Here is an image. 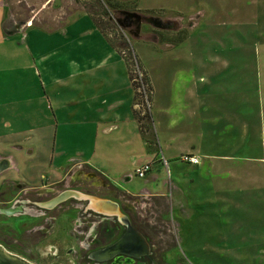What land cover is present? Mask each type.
I'll return each instance as SVG.
<instances>
[{
    "label": "crops",
    "instance_id": "1",
    "mask_svg": "<svg viewBox=\"0 0 264 264\" xmlns=\"http://www.w3.org/2000/svg\"><path fill=\"white\" fill-rule=\"evenodd\" d=\"M254 4L255 25L262 26L264 0ZM229 10L242 15L245 7ZM170 12L175 13H165V20L161 14L157 16L161 22L157 28L168 36L164 43L181 45L189 38L172 40L187 27H176L178 12ZM94 15L74 0H0V74L5 77L13 70L19 82L18 87L0 89V183L30 185L38 177L44 178L46 172L50 176L54 169L62 171L65 165L77 163L89 182L99 176L102 183L128 194L166 199L172 194L178 202L183 197L190 201L197 189L219 187L222 179L214 182L212 175L221 177L229 162L237 158L249 163L247 169L254 170L253 164L263 163L264 142L258 143L257 138L262 136L261 118L257 114L253 118L247 110L252 102L250 90L254 87L259 91L258 100L264 91L262 40L258 42L260 51L254 54L218 55L217 60L222 61L219 67L214 66V57L207 51L164 53L173 56L175 62L188 59L191 64L159 69L156 103L151 84L154 118L139 120L142 104L135 100L137 90L128 65L97 27ZM249 58H253L257 71L246 79ZM26 71L28 79L22 74ZM55 83L69 87L68 92H55ZM24 89L28 92L25 99H40L43 108L44 96L52 95L53 106L45 108L56 129L58 122L67 125L72 119H80L81 145L75 147L73 156L55 164L49 153L37 152L38 141H48L52 123L49 125L46 118L34 120L15 106L23 97L16 91L26 92ZM160 154L168 161L171 185L166 176L158 182L165 170L157 160ZM185 155L196 157L197 163L183 161ZM150 161L151 169L139 190L131 191L127 184L135 170ZM246 181L248 185L252 182L250 177Z\"/></svg>",
    "mask_w": 264,
    "mask_h": 264
},
{
    "label": "rangeland",
    "instance_id": "2",
    "mask_svg": "<svg viewBox=\"0 0 264 264\" xmlns=\"http://www.w3.org/2000/svg\"><path fill=\"white\" fill-rule=\"evenodd\" d=\"M74 1L95 13L94 19L110 35V39L115 42H122L123 51L121 52L130 59L128 68L130 74H132L131 76L135 77V71L138 69L143 74L142 82L149 100L148 108L144 107L142 110H147V116L145 117L143 113L140 114L144 119H151V116H153V110L151 111L152 87L154 102L156 103L159 98V69L190 66L191 64L188 59L184 60L183 63L180 61L175 62L173 56H164V53L181 51L187 55L190 51H207L214 57V66L219 67L222 61L217 60L218 55L220 57L224 55L235 57L241 52L254 54L260 51L258 42L262 40L264 43V25H255V0ZM163 7L166 8L167 12L161 9ZM231 7L237 9L245 7V12L238 15L237 12L229 10ZM170 9L178 12L176 13L178 14L176 20L178 18L179 20H175V26L179 27V24H182L187 27V30L178 35L175 40L171 39L175 42L181 36L188 37L189 39L181 45L164 43L168 40V36L162 34L157 25L151 23L152 20H159L157 16H162V19L165 20V13L168 15L175 13L170 12ZM126 14L136 16L131 23L128 22L127 27H125L126 23L124 22ZM261 14L263 16L264 12H261ZM259 22H261L260 19ZM169 28L174 29L172 26L166 27V29ZM130 29L134 30V33L129 31ZM262 35L263 37L260 38L259 36ZM192 38L203 40L204 43L194 41ZM249 59L246 60L248 71L246 79H249L251 75L254 76L257 71L253 64V58ZM233 62L237 63L238 61L234 60ZM22 74L27 79L30 77L28 71ZM53 85L49 86L52 87ZM3 86L5 88L19 86L13 70L8 71L5 77L4 74H0L1 90ZM65 87L57 83L53 86L55 92L66 93L69 87L66 89ZM24 90L26 92L16 91L17 96L21 95L23 97L18 100L19 103L15 106L21 109L24 114L32 116L34 120L43 121V118H46L45 120H48L49 125L52 123L50 125L52 130L47 131L48 141L46 142L45 139L43 142L38 141L36 144L37 152L43 155L49 153L50 157L55 158V164L62 162L64 158L73 156L75 147L78 144L81 145V125L78 122L80 119H72L71 123L67 125L58 122L56 129L55 124L53 125L51 121L52 119H48V109L45 108L50 105L53 106L52 95L47 93L44 96L43 108L40 99H33V101L25 99L28 92L27 89ZM257 93L259 91H256L254 87L250 90L252 102L251 105L247 106V110L253 118H256V114L260 115L262 136L257 138L258 143H263L264 91L260 100H258ZM137 98L138 102L143 105L141 93ZM61 99L58 98V100ZM75 122L77 123L75 124ZM53 137L56 143L54 146H52ZM33 139L36 141L34 135ZM58 143H61L63 148H60ZM262 162L253 164L254 170L247 169L246 165H249V163L242 159L237 158L235 161L229 162L226 173H223L221 177L212 175L214 182L218 178L222 179L221 185L219 187L215 185L209 189H197L190 201H186V198L183 197V200L178 199L177 202L176 197L172 194L169 195V199L142 194L132 195L120 188H118L119 191L115 195H108L106 194L107 190L103 189L105 184L102 183L101 178L97 176L95 181L89 182L90 179L82 173L84 169L81 168V164L77 163L65 165L62 167V171L54 169L55 171H51L50 176L46 172L45 177H41L40 180L38 177V181H35L36 184L34 185L43 189L47 183L53 180L73 179L74 176L78 175L74 179H81L82 190H88L86 193L81 191V196H85L84 198L88 197L92 201L101 197L103 199L117 198L119 202L120 200L128 201V205H125L128 206L130 211L133 210L136 219L138 221L143 219L147 222L148 227L154 229L149 237L155 246L161 248L163 258L171 264H264V160ZM76 173L77 175H75ZM162 176L167 177L166 170L161 174L158 182H160ZM248 176L252 180L250 185L246 184ZM130 181V184H127L128 188L137 192L144 178L133 175ZM167 181L171 185L170 177H167ZM91 185L96 187H90ZM98 185H102V187H98ZM92 201H89L87 205ZM189 209H192V214H190ZM25 221L26 225L20 228L16 226L14 219L9 220L0 216V241L8 245L13 250L12 252H19L14 245L17 237L31 241L32 235L29 234L31 227L41 224V220L36 219L26 218ZM56 228H61V222ZM70 228L71 226L68 225L65 230ZM70 236L72 237V235ZM56 237L58 236L40 237L41 242L34 246L37 249L34 252H38L37 260H34L36 264H74L73 250H67V247H64L65 249L60 254L59 250L57 251L52 246ZM71 244L72 242H70ZM30 252L25 248V251L19 253L28 254ZM57 254L63 256L65 261L63 262L62 257Z\"/></svg>",
    "mask_w": 264,
    "mask_h": 264
},
{
    "label": "flooded vegetation",
    "instance_id": "3",
    "mask_svg": "<svg viewBox=\"0 0 264 264\" xmlns=\"http://www.w3.org/2000/svg\"><path fill=\"white\" fill-rule=\"evenodd\" d=\"M133 18L136 16L126 14L125 27ZM151 23L155 26L161 24L157 19ZM129 31L134 33L132 29ZM77 177L78 175L74 176ZM74 178H61L55 181L52 179L53 181L47 183L43 189L35 186L36 183L30 185L20 181L0 183V216L9 220L14 219L16 226L20 228L26 225V218L41 220V224L32 226L29 231L32 235L31 241L22 237H17L14 241L19 252L25 251V248L31 252L23 254L14 251L16 254L36 264L34 260H37L38 252H34L37 251L34 246L41 242L40 237L58 236L54 238L52 246L59 250L60 254L64 247L73 250L74 264H171L163 258L161 248L155 246L149 237L154 229L148 227L143 219L140 221L136 219L133 210L130 211L127 206L128 201L119 202L117 198L102 197L92 201L88 197L84 198L81 191L86 193L88 190H82L81 179ZM103 189L111 196L119 191L115 186L108 184H105ZM89 201L92 203L87 205ZM60 222L61 228H56ZM68 225L71 228L65 230ZM130 230H135L141 235L147 244L145 248L141 243V246L137 245L136 248L127 245L105 250ZM0 243L13 251L8 245L1 241ZM60 254L57 255L63 260Z\"/></svg>",
    "mask_w": 264,
    "mask_h": 264
},
{
    "label": "water",
    "instance_id": "4",
    "mask_svg": "<svg viewBox=\"0 0 264 264\" xmlns=\"http://www.w3.org/2000/svg\"><path fill=\"white\" fill-rule=\"evenodd\" d=\"M9 213V211H7ZM143 243L144 247L147 246L141 235L135 230H130L123 237H121L115 244L108 246L105 250H111L121 246H135ZM0 264H34L24 257L8 250L4 245L0 243Z\"/></svg>",
    "mask_w": 264,
    "mask_h": 264
},
{
    "label": "built area",
    "instance_id": "5",
    "mask_svg": "<svg viewBox=\"0 0 264 264\" xmlns=\"http://www.w3.org/2000/svg\"><path fill=\"white\" fill-rule=\"evenodd\" d=\"M133 80L138 85V91L142 94V97H143V105L147 109L148 106H149V100H148V95H147V92H146V88H145V86L143 85V82H142L143 81V74L141 73V71L139 69L137 71H135V77H134ZM181 159L183 161H186V162H189V163H197V158L196 157H191V156L185 155V156H182ZM157 160L165 168V170L167 172V175H169L167 159L162 154H160ZM151 164H152V161L144 163L142 166L137 168L135 170V172H134L135 176L139 177V178H143L145 176V174L148 171H150Z\"/></svg>",
    "mask_w": 264,
    "mask_h": 264
},
{
    "label": "trees",
    "instance_id": "6",
    "mask_svg": "<svg viewBox=\"0 0 264 264\" xmlns=\"http://www.w3.org/2000/svg\"><path fill=\"white\" fill-rule=\"evenodd\" d=\"M95 21V23H96V25H97V27L105 34V36L107 37V40L109 41V44L111 45V46H113V47H115V48H117L120 52L121 51H123V47L121 46V43L122 42H115L113 39H110L107 35V32H105L104 30H103V28L98 24V22L96 21V20H94ZM123 45H124V41H123ZM122 53V55H123V57H124V59H125V61H126V63H127V65H128V67H129V65H130V59L127 57V55L125 56L124 54H123V52H121ZM130 75H132V74H130ZM148 78V77H147ZM131 79L133 80L134 79V76H131ZM133 85H134V87L136 88V94H135V100H137L138 101V95L140 94V92L138 91V85H137V83L133 80ZM138 92V93H137ZM139 103V102H138ZM140 104V103H139ZM144 109V105L142 106V110ZM143 114H144V116L146 117L147 116V110L146 111H143ZM140 118L141 119H144L142 116H139L138 117V119L140 120ZM148 120V119H147Z\"/></svg>",
    "mask_w": 264,
    "mask_h": 264
},
{
    "label": "bare ground",
    "instance_id": "7",
    "mask_svg": "<svg viewBox=\"0 0 264 264\" xmlns=\"http://www.w3.org/2000/svg\"><path fill=\"white\" fill-rule=\"evenodd\" d=\"M94 200V199H93ZM102 205V204H101ZM91 208H93V207H91ZM99 208V207H98ZM104 211V210H103ZM104 213V212H103ZM140 245V244H139ZM141 246V245H140ZM144 246V245H143ZM129 247V246H128ZM131 247V246H130ZM122 248V247H121ZM125 248V247H124ZM145 248V247H144ZM139 250V249H138Z\"/></svg>",
    "mask_w": 264,
    "mask_h": 264
}]
</instances>
